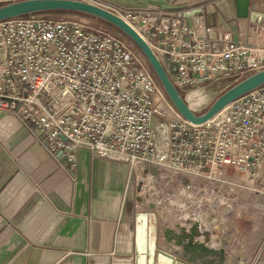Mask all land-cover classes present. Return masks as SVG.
<instances>
[{"label":"built area","instance_id":"1","mask_svg":"<svg viewBox=\"0 0 264 264\" xmlns=\"http://www.w3.org/2000/svg\"><path fill=\"white\" fill-rule=\"evenodd\" d=\"M81 1L129 23L184 99L215 80L264 68V44L235 41L226 31L215 39L199 35L201 23L188 24L186 17L200 9L121 13L109 4ZM46 14L0 21V113L19 118L49 154L60 153L67 173L74 172L77 151L84 148L127 162L137 191L155 196L178 175L187 179L184 185L179 181V193L209 191L210 181L235 185L224 176L225 165L251 181L264 175V84L205 123H191L177 112L169 117L164 102H155L162 87L141 52L107 29ZM170 198L167 192L159 200Z\"/></svg>","mask_w":264,"mask_h":264},{"label":"crops","instance_id":"2","mask_svg":"<svg viewBox=\"0 0 264 264\" xmlns=\"http://www.w3.org/2000/svg\"><path fill=\"white\" fill-rule=\"evenodd\" d=\"M94 1L109 4L121 13L182 15L186 10L200 9L201 13L186 17L188 24L201 23L199 35L215 39L226 31L235 41L264 44V0ZM65 162L60 153L49 154L19 118L0 113V264H146L147 228L156 222V213L138 211L137 186L128 163L97 156L84 148L77 151L73 173L64 170L61 164ZM227 166H223L224 176L237 183L241 178L232 177ZM169 179L172 211L175 215L186 212L185 217L177 219L186 218L189 222L194 216L203 222L208 191L179 193L177 176ZM263 179L264 175L256 181ZM226 201L217 202L228 206ZM139 212L145 215L141 243ZM261 215L256 210L249 221L241 223L248 224L251 232L262 233ZM168 226H164L166 237L160 241L162 230L156 226L158 248L189 264L241 261L207 256L204 251L208 243L203 244L198 237L190 240V233L174 236L177 230ZM198 229L209 230L201 226ZM183 237L190 243L184 244ZM195 243L204 249L202 253H196L200 249ZM188 245L194 246L195 253ZM248 245L257 246V238H251ZM184 246L188 247L187 252L182 250Z\"/></svg>","mask_w":264,"mask_h":264},{"label":"rangeland","instance_id":"3","mask_svg":"<svg viewBox=\"0 0 264 264\" xmlns=\"http://www.w3.org/2000/svg\"><path fill=\"white\" fill-rule=\"evenodd\" d=\"M45 13H47L46 15L48 17L54 19H78L91 26L102 27L126 40L131 48L138 50L132 41L116 27L94 16L67 11ZM248 74L249 73L243 74L239 78L233 76L221 78L201 87L197 92L201 94L204 101L200 103L194 111L198 114L204 112L218 95ZM181 95L184 97V94ZM161 100L164 102L162 105H164V108L166 109L164 115L172 117L177 111L163 89ZM167 109L170 114H168ZM155 117L156 120L160 119V113ZM227 169L232 174V177L241 178L239 180L240 182L237 181V183L235 182V185H230L229 187L223 186V183L219 181H210L208 183V188L210 190L208 191L209 194L206 196L207 201H205L206 206L204 209L205 214L203 216V222H199L194 216H190L191 220L189 222L186 218L177 219L178 216L185 217L186 212H179L178 215H175L171 209V203H169V201L159 200L160 198L163 199V196H165L167 192H172L169 190L170 182H168L167 185H161L158 187V196H155L152 193L149 194L148 191H143L142 193L135 191L137 208L140 209L138 211H142L143 213H156L155 223L162 230L161 236H159V241L166 237L163 231L164 226L171 225L175 228L173 230H177L174 234L171 232L174 236L176 234H183L185 236L190 233V235L187 236L190 240H193L198 236L199 241H202L203 244H205L204 242H208V245L205 248L206 250L204 251L205 253H208L206 254L207 256H217L219 258H224L226 261L241 260L239 263L235 262L226 264H264V232H251L250 226H247L248 224L244 225L241 223L243 220L249 221L250 215L255 213L256 210L264 217V179L262 181H251L246 174L239 173L232 166H227ZM177 178V183H179V181L183 185L187 183V179L184 176L178 175ZM232 182L234 183V181ZM173 185H176V182H174ZM215 195H221L225 198L224 201L228 200L226 201V203L228 202V206H220V203L215 201ZM155 223H153V225H155ZM187 224L190 225L187 226ZM201 224L203 227L209 228V230L199 231L197 227L200 228ZM192 230L195 232L193 233ZM251 238H257V246L250 247V245H248Z\"/></svg>","mask_w":264,"mask_h":264},{"label":"water","instance_id":"4","mask_svg":"<svg viewBox=\"0 0 264 264\" xmlns=\"http://www.w3.org/2000/svg\"><path fill=\"white\" fill-rule=\"evenodd\" d=\"M52 11H71L94 16L113 25L126 35L146 59L154 76L176 111L182 118L191 123L201 124L213 119L232 101L264 84V68L251 72L229 86L214 99L204 112L198 114L189 107L184 97L179 93L170 80L164 66L145 39L123 18L100 5L81 0H17L0 4V21L32 13ZM150 216L153 217V214L150 213ZM156 241V226L150 224L146 235V264H189L181 257L174 256L158 248Z\"/></svg>","mask_w":264,"mask_h":264},{"label":"bare ground","instance_id":"5","mask_svg":"<svg viewBox=\"0 0 264 264\" xmlns=\"http://www.w3.org/2000/svg\"><path fill=\"white\" fill-rule=\"evenodd\" d=\"M129 24V23H128ZM131 26V25H130ZM135 30V29H134ZM137 32V31H136ZM138 33V32H137ZM139 34V33H138ZM140 35V34H139ZM142 37V36H141ZM185 100H186V102L188 103V105H189V107H191V109H196V107L200 104V103H202L203 101H204V99H203V97L201 96V94L199 93V92H197V91H194V92H191V93H189L187 96H186V98H185ZM155 102L156 103H160V104H162V100H161V98L159 97V96H155ZM167 112H168V114H170V112H169V110L167 109ZM141 193L143 192V191H140ZM225 198H223L222 196H216L215 197V201L217 202V201H222V200H224ZM141 200V199H140ZM149 205V204H148ZM142 207V206H141ZM153 207V206H152ZM137 219L140 221V223H139V225H138V239H139V243H141V240H142V238H143V236H144V232H145V227H144V225H145V215L143 214V213H141V212H139V213H137ZM201 227H203L202 225H200ZM199 228V227H198ZM193 231V230H192ZM194 233V232H193ZM198 237V236H197ZM183 242H184V244L185 243H190V241H189V239L187 238V237H183ZM204 242V241H203ZM205 244L206 243H208V242H204ZM197 243H195V245H196ZM179 245V244H178ZM205 246V245H204ZM188 247L191 249V252H194L195 253V250H194V246L193 245H188ZM188 247H186V246H184V247H182L183 249L182 250H184V251H188L189 249H188ZM196 248H198V249H200V250H198V251H196V253H201L202 251H204V249H202V247L200 246V245H198L197 244V246H196Z\"/></svg>","mask_w":264,"mask_h":264},{"label":"trees","instance_id":"6","mask_svg":"<svg viewBox=\"0 0 264 264\" xmlns=\"http://www.w3.org/2000/svg\"><path fill=\"white\" fill-rule=\"evenodd\" d=\"M53 12V11H52ZM56 12H60V11H56ZM64 12V11H63ZM67 12H71V11H67Z\"/></svg>","mask_w":264,"mask_h":264}]
</instances>
